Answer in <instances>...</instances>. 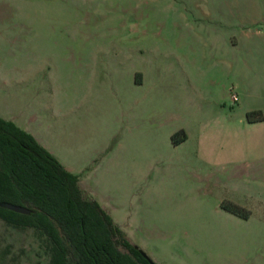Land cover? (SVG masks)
I'll use <instances>...</instances> for the list:
<instances>
[{"label": "rangeland", "instance_id": "374dc122", "mask_svg": "<svg viewBox=\"0 0 264 264\" xmlns=\"http://www.w3.org/2000/svg\"><path fill=\"white\" fill-rule=\"evenodd\" d=\"M256 8L0 0V118L156 264H264V73L250 80L239 15ZM37 240L0 220V264H46Z\"/></svg>", "mask_w": 264, "mask_h": 264}, {"label": "trees", "instance_id": "16d2710c", "mask_svg": "<svg viewBox=\"0 0 264 264\" xmlns=\"http://www.w3.org/2000/svg\"><path fill=\"white\" fill-rule=\"evenodd\" d=\"M262 120V116L259 118ZM174 138L178 145L186 140ZM30 133L0 118V220L31 230L46 264H151L111 216ZM19 205L31 214L1 206ZM239 215L236 207L226 208Z\"/></svg>", "mask_w": 264, "mask_h": 264}, {"label": "crops", "instance_id": "0c3cea01", "mask_svg": "<svg viewBox=\"0 0 264 264\" xmlns=\"http://www.w3.org/2000/svg\"><path fill=\"white\" fill-rule=\"evenodd\" d=\"M239 15L241 24L244 23L241 32L244 40L243 44L247 46L246 49L249 51L248 60L243 63L248 68L250 80L254 81L258 77V72L264 73V70L258 69L261 65L264 67V8H256L253 12L243 10ZM241 34L238 43H241ZM262 121H264L263 113Z\"/></svg>", "mask_w": 264, "mask_h": 264}, {"label": "water", "instance_id": "95a60500", "mask_svg": "<svg viewBox=\"0 0 264 264\" xmlns=\"http://www.w3.org/2000/svg\"><path fill=\"white\" fill-rule=\"evenodd\" d=\"M1 206L19 214H31V210L23 206L13 205L8 203H3L1 204ZM141 253L145 258H147L151 262V264H156L145 252L141 250Z\"/></svg>", "mask_w": 264, "mask_h": 264}]
</instances>
